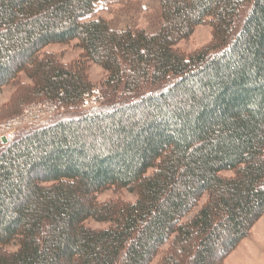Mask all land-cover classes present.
Returning a JSON list of instances; mask_svg holds the SVG:
<instances>
[{"label":"trees","instance_id":"trees-1","mask_svg":"<svg viewBox=\"0 0 264 264\" xmlns=\"http://www.w3.org/2000/svg\"><path fill=\"white\" fill-rule=\"evenodd\" d=\"M98 1L0 0V88L76 114L0 149V264H222L264 215V0H158L152 33ZM207 20L211 44L175 48ZM73 40L72 66L44 50Z\"/></svg>","mask_w":264,"mask_h":264},{"label":"rangeland","instance_id":"rangeland-1","mask_svg":"<svg viewBox=\"0 0 264 264\" xmlns=\"http://www.w3.org/2000/svg\"><path fill=\"white\" fill-rule=\"evenodd\" d=\"M90 18L105 19L117 29H124L128 27L131 29H143L147 33L154 32L158 28L161 21L158 0H101L95 4L94 12L90 15ZM212 32V26L207 20L204 24L197 25L192 34L188 38L180 40L175 45V48L185 54H191L192 52L211 44L213 39ZM76 45L77 41L73 40L67 44L49 45L44 50L47 52H54L62 63H65L67 66H72L77 64L80 60L78 58L81 55V49ZM86 68L89 78L95 83V86H98L105 78L106 73L103 71L101 66L95 63L87 64ZM25 82L29 83V80L25 79L23 75H21V84H24ZM94 89L97 90L98 88L95 87ZM15 93L16 86L14 87L9 84L0 88V120L20 114L26 106H30L33 103L42 105L46 101L45 99H41L29 102V100L28 102L22 101L16 105L13 103L14 101L12 102ZM91 100L92 105L87 107V109L92 108L90 111H95L102 107V105L98 106V99L97 103L94 102V98H91ZM118 103L119 102L116 101L108 106ZM79 111L80 110H78V112ZM74 116H76L74 112L63 110L60 111V113L44 119V121L38 126H43L58 119L73 118ZM28 125L21 126L18 130V134L24 133L31 127H36V125ZM225 174L230 175L232 173L227 172ZM118 196L126 199L127 201H133L136 198L134 193H130L124 189L120 191L108 189L99 194L98 199L103 200ZM87 223L88 225L94 227L104 226V224L95 222L94 220H88ZM11 247L13 248V246ZM165 250L166 248H163L162 253ZM161 256L162 254H160V258ZM160 258H156L153 264H157V261ZM222 264H264V215L253 225L248 236L239 243L236 249L226 256Z\"/></svg>","mask_w":264,"mask_h":264},{"label":"built area","instance_id":"built-area-1","mask_svg":"<svg viewBox=\"0 0 264 264\" xmlns=\"http://www.w3.org/2000/svg\"><path fill=\"white\" fill-rule=\"evenodd\" d=\"M98 95V90H94L89 96L88 94H85L82 101V107L86 108L91 106V98H94V102L97 103ZM63 110V106H59L53 101L46 100L42 105L33 103L30 106H26L20 114L0 120V148L3 145L10 144L16 138L17 130L21 126L38 123Z\"/></svg>","mask_w":264,"mask_h":264}]
</instances>
